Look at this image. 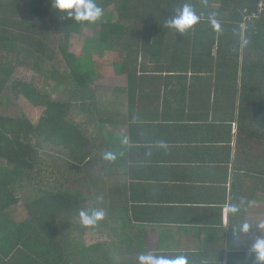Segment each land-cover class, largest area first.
<instances>
[{"label": "crops", "instance_id": "crops-1", "mask_svg": "<svg viewBox=\"0 0 264 264\" xmlns=\"http://www.w3.org/2000/svg\"><path fill=\"white\" fill-rule=\"evenodd\" d=\"M207 44L168 35L160 52L143 54L132 83L106 63L89 104L73 105L71 123L89 155L72 182L84 179L86 211L105 216L83 237L76 216L72 235L94 246L96 264H139L147 253L183 255L188 264H256L249 249L264 238L255 228L264 223V119L243 102L242 72L219 69L226 61L219 40L211 53ZM187 59L197 71L182 67ZM69 142L71 153L55 146L56 175L73 171L79 158L77 141ZM108 151L114 161L103 159ZM245 222L253 227L247 234Z\"/></svg>", "mask_w": 264, "mask_h": 264}, {"label": "trees", "instance_id": "trees-1", "mask_svg": "<svg viewBox=\"0 0 264 264\" xmlns=\"http://www.w3.org/2000/svg\"><path fill=\"white\" fill-rule=\"evenodd\" d=\"M95 2L106 13L97 22L89 23L77 22L66 13H59L53 0H0V50L29 48L36 53L34 59H44L49 78L58 74L55 67L48 65L58 50L68 63L70 73L64 72L62 75L66 76H62L56 87L74 83L84 91L73 93L74 102H71V97L53 99L33 83L14 82L17 95H24L34 106L43 107L44 112L40 123L35 125L25 114L14 118L0 111V264H96L98 261L97 256H92L94 246L87 248L84 239L72 235L75 227L72 220L80 216V211H86L89 204L83 192L84 179L72 182L71 174L80 169L78 165H84L89 152L81 135L83 131L71 123L70 116L76 100L81 102L78 107L89 104L86 99L90 102L92 86L103 77L105 66L100 58L107 52L118 58L113 64L115 72L127 74L132 83L133 76L140 70V59L150 50L160 52L168 35L177 36V40L190 37L195 43L206 41L209 53L219 40L218 56L226 58L218 65L219 69L237 75L242 72L243 102L251 104L252 116L264 119V0ZM112 4L113 8L108 10ZM185 4L190 5L200 19L194 28L180 34L167 27L166 21ZM102 19L105 21L101 23ZM212 19L219 23V29L213 28ZM87 26L100 28L95 38L81 35L83 27ZM217 32L220 36H216ZM72 35L74 54L67 51ZM192 47L197 48V45ZM176 49L178 53L184 48ZM229 59H233V63H229ZM187 60L188 64L182 67L197 71L195 60L192 59L193 63ZM33 62L31 65L38 66L37 61ZM69 140H76L81 151L77 166L75 164L73 171L68 166L62 175H56L58 162L48 156L43 158V143L62 145L71 153ZM49 169H52L49 175L54 180L52 184L43 183L44 173ZM84 171L85 166L80 175ZM27 189L32 190L26 202L28 218L17 220L14 211L21 203L20 194ZM86 227L89 226L83 223L78 226L82 237ZM101 244L98 242L95 250L100 251Z\"/></svg>", "mask_w": 264, "mask_h": 264}, {"label": "rangeland", "instance_id": "rangeland-1", "mask_svg": "<svg viewBox=\"0 0 264 264\" xmlns=\"http://www.w3.org/2000/svg\"><path fill=\"white\" fill-rule=\"evenodd\" d=\"M215 3L218 5V1H216ZM112 8L113 4L108 10ZM105 13L106 12H104V14ZM116 17L117 13L115 15V18ZM102 21L105 20L102 19L101 23ZM99 27L101 26L99 25ZM97 30L100 31V28H98ZM97 30L96 28L90 26L83 27L81 35L87 38H95V36L98 34ZM53 47L51 49H53ZM9 51L10 52L0 50V99L2 100L0 111L1 113L5 114V116L18 118L25 114V116H27L35 125H38L44 112L43 107L34 106L24 95H17L14 90L15 81H26L29 83H33L38 88L47 91L53 99L58 100H62L64 97L70 98L73 93L75 94V92L84 93V91L79 89L74 83L68 85V87L67 83L61 84L56 87L57 82L62 79V76H66L62 74L64 72L70 73V67L68 63L65 61L64 56L58 52V50H56V53L53 54L54 59L48 61V65L55 67L54 69L58 73L54 78H49L50 73H48V66H45L43 63L44 59H40V61L39 58L34 59L36 57V53L30 51L29 48L25 46H19L16 49H12ZM67 51L71 54H74L76 51L74 35H72L70 38ZM19 54L22 56L20 57ZM29 54L32 55L30 56ZM103 57V61L105 62H101L102 66L103 64L108 63L110 64V66H112L110 67V69L113 68L114 62L118 59L112 52H107ZM30 59L32 61H30ZM33 60L37 61L38 66L34 67L35 64L31 65V63H34ZM105 71H108V69H106ZM76 102L77 105L81 103L79 100H76ZM86 103H89V100L86 99ZM55 146V144L53 145L51 143H43V148L42 150L40 149L42 151L43 158H46L47 156L50 159L60 158V154L58 155V150L55 151ZM51 171L52 169H49V172L45 171L43 183H53L52 181L54 180L49 177ZM31 192V189H27L20 194L21 203L14 211L15 219L18 220L28 218L26 202L28 201V197L32 195Z\"/></svg>", "mask_w": 264, "mask_h": 264}, {"label": "clouds", "instance_id": "clouds-1", "mask_svg": "<svg viewBox=\"0 0 264 264\" xmlns=\"http://www.w3.org/2000/svg\"><path fill=\"white\" fill-rule=\"evenodd\" d=\"M53 6L59 13H66L69 18H74L77 22L94 23L103 17L104 10L98 6L95 0H53ZM199 16L193 8L185 4L181 10H178L176 15L166 21V26L176 29L177 33L184 34L191 30L199 23ZM214 29H219L220 25L215 19L211 20ZM103 159L106 161H114L116 154L108 151L103 154ZM232 214H238L240 207L236 204L231 206ZM80 218L85 226L95 225L102 220L105 213L99 209L82 210L79 213ZM253 228L247 222L240 227V233L247 234ZM255 228L264 229V223L259 224ZM249 252L254 255L256 264H264V238L257 237L252 244ZM139 264H188V260L183 255L175 257H167L163 255H154L152 253L141 254L138 257Z\"/></svg>", "mask_w": 264, "mask_h": 264}, {"label": "built area", "instance_id": "built-area-1", "mask_svg": "<svg viewBox=\"0 0 264 264\" xmlns=\"http://www.w3.org/2000/svg\"><path fill=\"white\" fill-rule=\"evenodd\" d=\"M261 6L263 5L262 3L260 4ZM234 130H236V124L233 125Z\"/></svg>", "mask_w": 264, "mask_h": 264}]
</instances>
